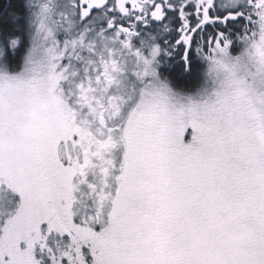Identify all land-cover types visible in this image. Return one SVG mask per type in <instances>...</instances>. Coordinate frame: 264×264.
Instances as JSON below:
<instances>
[{
  "label": "snow or ice",
  "instance_id": "snow-or-ice-1",
  "mask_svg": "<svg viewBox=\"0 0 264 264\" xmlns=\"http://www.w3.org/2000/svg\"><path fill=\"white\" fill-rule=\"evenodd\" d=\"M0 264H264V0L0 3Z\"/></svg>",
  "mask_w": 264,
  "mask_h": 264
},
{
  "label": "trees",
  "instance_id": "trees-1",
  "mask_svg": "<svg viewBox=\"0 0 264 264\" xmlns=\"http://www.w3.org/2000/svg\"><path fill=\"white\" fill-rule=\"evenodd\" d=\"M4 2V0H0V3H3ZM13 2H15V0H13Z\"/></svg>",
  "mask_w": 264,
  "mask_h": 264
}]
</instances>
